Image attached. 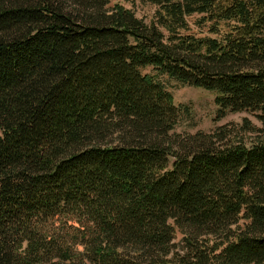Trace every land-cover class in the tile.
<instances>
[{
    "label": "trees",
    "instance_id": "trees-1",
    "mask_svg": "<svg viewBox=\"0 0 264 264\" xmlns=\"http://www.w3.org/2000/svg\"><path fill=\"white\" fill-rule=\"evenodd\" d=\"M111 1L0 0V264H264V0Z\"/></svg>",
    "mask_w": 264,
    "mask_h": 264
},
{
    "label": "rangeland",
    "instance_id": "rangeland-1",
    "mask_svg": "<svg viewBox=\"0 0 264 264\" xmlns=\"http://www.w3.org/2000/svg\"><path fill=\"white\" fill-rule=\"evenodd\" d=\"M121 5L131 10L138 18L149 22L155 12V8L142 0H112L109 7ZM190 33L198 37H219L217 34L211 33V23L204 21L203 16L195 15L188 18ZM218 30L222 34L225 30L224 24L219 23ZM147 69L146 72H149ZM167 91L171 94L173 103L181 108H186L187 113H182L179 121L172 133L174 134H195L198 132L208 133L216 127L225 124H238L243 118H249L257 124L255 118L246 112L230 113L227 112L223 117H218L217 106L215 104L216 94L214 92L205 91L203 89L190 86H181L174 81H168L163 78ZM180 235L177 233L174 239L175 244H179ZM84 250V249H83ZM82 250V252H83ZM86 252V250H84Z\"/></svg>",
    "mask_w": 264,
    "mask_h": 264
}]
</instances>
